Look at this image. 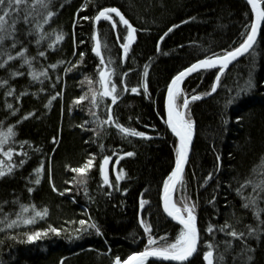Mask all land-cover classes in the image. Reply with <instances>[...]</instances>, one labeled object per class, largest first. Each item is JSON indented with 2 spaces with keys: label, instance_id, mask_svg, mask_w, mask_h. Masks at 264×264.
<instances>
[{
  "label": "trees",
  "instance_id": "16d2710c",
  "mask_svg": "<svg viewBox=\"0 0 264 264\" xmlns=\"http://www.w3.org/2000/svg\"><path fill=\"white\" fill-rule=\"evenodd\" d=\"M85 3L86 0H52L50 10L56 15L43 25L44 39L40 40L39 30L35 29L36 21L29 25L21 20L17 25L21 43L12 49V41L5 42L4 51L11 50L13 56L24 49L27 52L25 57H17L0 68V129L6 131L9 126H15L17 135L11 144L14 155L10 163L19 165L24 159L21 151L28 154V159L12 175L0 179V220L15 219L21 204H35L39 210L47 207L49 215L35 225L21 224L0 231L2 264H113L116 256L124 260L147 245L148 234L140 223L141 218L152 225V235L157 240L166 236L167 243L174 242L181 228L166 218L161 206L163 181L175 167L178 144L165 123L167 86L179 71L198 59L239 46L246 38L241 36L245 26L253 22L251 9L244 0H88L86 8ZM261 3L264 5V0ZM104 7L120 8L138 30L127 60L119 47L123 41L116 40L117 32L126 35L124 26L118 24L112 29L109 22L98 26L94 22L93 18ZM84 16L89 19L84 20ZM114 19L118 20L115 16ZM173 25L179 27L161 43L160 37ZM97 29L102 37L107 36L110 55L115 61L110 67L118 74L113 80L122 94L115 105H111L108 97L99 108H94L90 87L100 90L97 68L100 60L91 50L94 46L91 37ZM57 34L65 38L57 41ZM40 52L45 56H40ZM81 53H84L82 63ZM251 53L224 72L216 93L190 104L196 138L184 175L186 185L183 189L178 186L176 200L182 203L183 190L196 204L201 241L191 264H207L203 259V253L208 250L205 242L219 244L214 250V264H218L216 256L220 253L225 257L223 264H246L249 255L254 257L252 264H264V233L260 239L247 235L248 226L258 230L264 227L259 223L264 220V192L259 189L253 192V187L264 180V26ZM6 59V54L0 55V63ZM24 59L32 61L31 68L24 64ZM53 64L57 67L52 68ZM145 65H149L147 93L142 88ZM33 69L37 73L46 69L48 76L33 79L30 75ZM14 71L23 75L13 76ZM217 73L218 70L212 69L194 74L184 83L183 92L189 98L193 94L209 93ZM250 73L256 87L228 105L227 101L245 87ZM88 75L92 81L90 87L87 83L81 85L83 76ZM124 84L129 89L140 88V92H123ZM13 89V94L8 95ZM86 93L88 99L80 105L74 103ZM52 96L56 99L47 106ZM108 105L119 124L144 132L151 139L125 137L114 124H105L97 137L93 131L97 128L95 117L89 109L101 120H107ZM15 109L19 111L14 112ZM29 113L35 115L24 119ZM237 117L242 119L237 121ZM224 120L228 123L224 124ZM22 141L28 142L23 149ZM37 148L41 151H35ZM126 152L135 155L128 157ZM92 155L96 158L84 174L86 185L77 184L74 181L79 174L71 168L82 167ZM105 155L112 157L111 187L103 183L100 172ZM3 158L5 164L9 163ZM41 162L45 173L41 184L36 185L34 169ZM119 172L126 175L117 182ZM209 173H213L211 180L207 179ZM53 183L58 191L53 190ZM29 188L35 191L29 192ZM66 188L70 191L65 192ZM251 195L260 198L257 206L246 209L244 197ZM141 199L147 201L143 210ZM257 210H260L259 219ZM80 220L95 221L103 235L89 229L82 239L69 241L67 237L81 227ZM225 223L237 232H244L245 239L234 240L216 230ZM210 225L214 226L212 233L206 231ZM49 226L62 229V235H50L34 243L20 242L26 239L25 233ZM0 228L4 224L0 223ZM224 241L231 242V250L225 251ZM246 245L255 252L242 254ZM148 264L178 263L148 261Z\"/></svg>",
  "mask_w": 264,
  "mask_h": 264
},
{
  "label": "snow or ice",
  "instance_id": "6c2138e0",
  "mask_svg": "<svg viewBox=\"0 0 264 264\" xmlns=\"http://www.w3.org/2000/svg\"><path fill=\"white\" fill-rule=\"evenodd\" d=\"M247 3L251 5V10L255 15L254 21L250 25L245 26V31L241 34L242 37H246L242 40L239 46L234 47L232 50H224L222 53H213L211 56H206L203 59H198L195 63H191L190 66L184 68L179 71L172 79L170 84L167 86V99H166V108H167V119L165 123L171 129V132L178 139V144L175 146V167L167 176V178L163 181V211L167 214L168 217L177 221L179 225H181V230L175 238V241L172 243H167V237L162 236L157 240L156 237L152 235V225L150 223H146L143 218H141L140 223L144 226V231L148 234L147 245L140 252H135L132 255H129L126 259L122 260L121 257L116 256L113 264H148L149 258H157L162 259L164 261H174L178 262V264H191V259L194 257V254H198V243L201 241L200 230L197 227V216H196V204L191 201V198L187 195L181 197L182 204L178 206L177 202L173 200V193L176 191L177 186L179 185L181 189H183L186 185V181L184 180V171L185 166L189 163V156L192 150V142L195 133V121L191 118L190 112V104L199 101L205 95H211L212 93H216L217 87L220 84L221 76L224 74L225 70L228 66L236 61L239 57L244 56L245 54L252 55L253 53L250 50L254 49V46L257 44V37L260 34L261 25L264 24V5H262L261 0H247ZM52 0H0V55H7V59L0 63V68H4L9 61L15 60L17 57H25L27 49L23 51L17 52L16 56L11 54V50L4 51L5 42L11 40V48L15 49L16 45L21 43V41L17 38V25L21 22V20L25 24L32 25L33 21L35 23V29L39 30L40 40L45 38V33L43 32V25L49 24L50 20L56 15L53 11H51ZM63 6V5H61ZM88 6V0L83 5V7ZM247 15V14H246ZM114 16L118 18L114 19ZM42 18V22H41ZM84 20H88L89 17L84 16ZM96 24H100L101 22H109L112 29H115L118 24L124 26V31L126 35H121L120 32L116 34L117 41H123L119 44V47L123 50V57L127 60L130 51L132 50L133 44L137 40V28L133 26L131 21L126 18L125 14L118 7H104L102 10L98 11V14L93 18ZM186 23V21H185ZM179 25H173L168 28V30L160 37V42L162 43L165 38L172 33L174 29L178 28ZM250 28V31H249ZM29 35L32 34V29H29ZM63 34H57L56 40L62 41L64 39ZM94 40V46L92 47V52L95 53L97 57H99L100 63L97 66L98 75H99V85L100 90H96L90 87L91 94V104L94 108H99L100 103L105 101L106 98H111V105H115L120 98L121 92H118L117 85L113 80L114 76H117V71L115 68L110 67L115 61L112 59L111 47L107 43V36H101L100 31L97 29L94 31L92 37ZM40 40H37L36 43L39 44ZM83 43V41H81ZM52 45H49L51 47ZM102 48L104 51H102ZM159 50V45H158ZM104 52H108L109 55L106 57ZM40 56H45L44 52L39 53ZM81 63L83 62L84 53L80 54ZM24 64L32 67V61L29 59H24ZM23 67V65H21ZM52 68H56L57 65H51ZM75 67V66H74ZM148 68L149 65L144 66L143 72V84L142 88L145 93L148 92ZM218 68V73L215 77V83L211 87V91L209 93L202 94H193L189 98L186 93L183 92L181 85L184 83L185 79L191 76L193 73H199L201 70H212ZM71 71V69H68ZM13 76L23 75L22 72L14 71L12 73ZM33 79H39L40 76H48L47 70H43L42 72L37 73L34 69L30 73ZM127 73H123L124 77H127ZM85 81L91 85L92 81L86 77ZM42 82V81H41ZM2 83L7 84V81H2ZM55 87V85H53ZM256 87V83L251 73L249 75L248 81H246L245 87L238 92L236 97L231 98L227 101L228 105L236 102L242 94L250 93ZM15 90H10L8 95H12ZM123 92L131 91L132 93H139L140 88L132 87L128 88L127 84L123 85ZM22 93L21 95H24ZM59 95V93H57ZM89 94L86 93L84 96L79 97L74 103L80 105L81 101L88 99ZM183 97L182 105L178 104L177 101ZM56 99V96H52L48 101V105L50 106L52 101ZM111 105L107 106V120H101L97 113L89 109L90 114L95 117L94 123L97 125L96 129H93L95 135L97 137L101 136L104 131L105 124H114L115 127L120 130V132L125 136L132 137H141L151 139V137L146 136V133L137 131L135 129H130L124 127L119 124L112 115ZM7 107L9 109H13V105L8 104ZM15 111H19V109H15ZM35 113H29L28 116H25L24 119H27L29 116H34ZM242 117H237V121L241 120ZM19 123V122H18ZM88 121H85L87 124ZM224 124H227L228 121L224 120ZM15 126H9L6 131L0 129V155L6 157L9 163L5 164L3 159H0V179L5 178L7 175H12L14 173V169L16 167H23V165L27 162L28 154L26 152L21 151L20 155L24 157L19 162V165L10 163L12 161L14 155V149L11 146L12 143L15 142V137L17 133L14 131ZM84 127V125H81ZM56 140L53 138V143ZM27 141L20 142L21 149H23L24 144H27ZM103 150L104 145H100ZM35 151L39 152L41 149L37 148ZM115 155V154H114ZM126 156L132 157L135 155L134 152H126ZM95 155H92L89 160L82 166L77 168H71V171L79 174L78 179L74 182L77 184H85L87 183L85 179V173L88 169H90L93 165V161L95 160ZM112 157L105 155L103 157V162L100 164V172L103 176V183L108 186H112V181L109 178L108 165L111 161ZM123 159V157H120ZM217 160H219V156H217ZM119 164V160L116 161ZM37 178L34 183L36 185H40L42 181V177L45 173V165L43 162L34 169ZM126 173L119 172L116 176L117 182L125 178ZM213 178V173L208 174V180ZM247 183H252V181H248ZM52 188L54 191H58L56 189L55 184H52ZM257 189L259 192H264V180H260L253 187V192L257 193ZM29 192L35 191L34 188H29ZM65 192L70 191V189H65ZM239 193V189L237 190ZM60 195H64V192H60ZM85 194H87V189H85ZM259 195H251L248 197H244L245 203L243 204L244 208L255 207L257 206V200L259 199ZM147 201L141 199L140 207L143 210L144 205ZM49 215V209L45 207L43 210H39L36 208L35 204L31 205H20V212L16 214L15 219L9 220L5 217L4 220H0V223L4 224V228H0V231H4L5 229H13L21 224L23 225H35L39 220L45 219ZM256 216L259 219L260 210H257ZM260 225L264 226V220L259 221ZM79 224L80 228L75 229L73 235L67 237L69 241L74 239H82L85 234H89V229H93L97 235H103L100 227L95 221L89 222L88 220H80ZM249 227V231L247 233L248 236H255L257 239H260V234L264 233V227L259 230L256 228ZM214 226L210 225L206 231L212 233ZM231 225L225 223V225L219 226L216 230L219 232L225 233V235L232 237L234 240L239 239L243 241L245 239L244 232H237L235 229H231ZM50 235L61 236L62 229L56 228L54 226H49L47 229L37 230L34 232L25 233L26 239L21 240V243H34L43 238L49 237ZM12 239H16V237H11ZM225 251H229L232 249V244L229 241H224ZM205 246L208 248L207 251L203 253V259L207 262V264H214V250L219 248V244H213L212 242H205ZM244 251L247 252H255V249L245 246V249L242 250V254ZM224 254L220 253L216 256V260L218 264H223L224 262ZM254 257L249 255L247 256L246 264H252ZM2 264V262H0ZM63 264V262H62Z\"/></svg>",
  "mask_w": 264,
  "mask_h": 264
},
{
  "label": "water",
  "instance_id": "95a60500",
  "mask_svg": "<svg viewBox=\"0 0 264 264\" xmlns=\"http://www.w3.org/2000/svg\"><path fill=\"white\" fill-rule=\"evenodd\" d=\"M245 2H247V0H244ZM248 4V3H247ZM249 5V4H248ZM249 7H250V9H251V5H249ZM251 12H252V10H251ZM252 14H253V21H254V19H255V15H254V13L252 12ZM99 24H96V26H98ZM263 26H264V24H262L261 25V30H260V34H261V31H262V28H263ZM260 34L258 35V37H257V42H258V40H259V37H260ZM256 46V45H255ZM254 46V47H255ZM252 50H250V52H251ZM248 54H245L244 56H241V57H239L236 61H233L229 66H228V68L227 69H229L231 66H233L235 63H237L238 61H240L241 59H243L244 57H246ZM226 69V70H227ZM214 70H218V68H216V69H214ZM225 70V71H226ZM201 71H205V70H201ZM200 71V72H201ZM194 74H196V73H193L191 76H193ZM191 76H189V77H187L186 79H185V81H184V83L191 77ZM184 83L181 85V88H183V85H184ZM211 95H209L208 97H210ZM166 99H167V93H166V98H165V114H166V119H167V108H166ZM204 99H206V98H204ZM169 128V127H168ZM169 130H170V132H171V129L169 128ZM172 133V132H171ZM172 135L174 136V134L172 133ZM175 137V136H174ZM176 138V137H175ZM195 138H196V129H195V133H194V137H193V142H192V149H193V145H194V142H195ZM177 139V138H176ZM177 141H178V139H177ZM191 154H192V150H191V152H190V156H189V160H190V157H191ZM187 166H188V164L185 166V171H184V175H185V172H186V168H187ZM115 168H116V166H115ZM108 171H109V175H110V171H111V161H110V163H109V165H108ZM179 186V185H178ZM178 186H177V189H178ZM177 189H176V191H174V193H173V200H174V202H175V198H176V194H177ZM162 197H163V192H162V196H161V206H162V211H163V199H162ZM163 213H164V215L166 216V218L169 220V221H171V222H173L174 224H177L178 226H180V228L182 227L181 225H179V223L177 222V221H175V220H173L172 218H170V217H168L167 216V214L163 211ZM197 227H198V223H197ZM198 229H199V227H198ZM199 245H200V243H198V249H199ZM196 254H194V256H195ZM190 259H192V258H190ZM149 261H163V262H170V263H178V262H174V261H164V260H162V259H157V258H149Z\"/></svg>",
  "mask_w": 264,
  "mask_h": 264
},
{
  "label": "rangeland",
  "instance_id": "374dc122",
  "mask_svg": "<svg viewBox=\"0 0 264 264\" xmlns=\"http://www.w3.org/2000/svg\"><path fill=\"white\" fill-rule=\"evenodd\" d=\"M82 74H83V73H82ZM86 77H88V78L90 79L89 75H88V76H83V79H82V81H81V85H82V84L85 85V84L87 83V82L85 81V78H86ZM87 84H88V83H87ZM88 87H90L89 84H88ZM91 88H93V86H92ZM94 89H95V88H94ZM182 90H183V88H182ZM213 94H214V93H212L211 96H212ZM208 96H209V95H208ZM182 102H183V97H181V98L177 101V103L180 104V105H182ZM0 159H4L2 155H0ZM184 194H185V195H188V192H187V191L184 192V191L182 190V192H181V197L184 196ZM175 202H177L178 206L182 204V203H178V200H176V198H175ZM147 209H148L149 211H151L150 208H147Z\"/></svg>",
  "mask_w": 264,
  "mask_h": 264
}]
</instances>
